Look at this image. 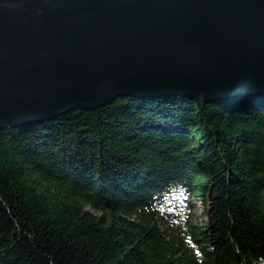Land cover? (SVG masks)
I'll use <instances>...</instances> for the list:
<instances>
[{"label": "trees", "instance_id": "trees-1", "mask_svg": "<svg viewBox=\"0 0 264 264\" xmlns=\"http://www.w3.org/2000/svg\"><path fill=\"white\" fill-rule=\"evenodd\" d=\"M0 264H264V97L1 128Z\"/></svg>", "mask_w": 264, "mask_h": 264}, {"label": "water", "instance_id": "water-1", "mask_svg": "<svg viewBox=\"0 0 264 264\" xmlns=\"http://www.w3.org/2000/svg\"><path fill=\"white\" fill-rule=\"evenodd\" d=\"M118 95L264 97V0H0V129Z\"/></svg>", "mask_w": 264, "mask_h": 264}, {"label": "rangeland", "instance_id": "rangeland-1", "mask_svg": "<svg viewBox=\"0 0 264 264\" xmlns=\"http://www.w3.org/2000/svg\"><path fill=\"white\" fill-rule=\"evenodd\" d=\"M191 200H192V201H196L194 197H191ZM196 204L199 206V203H196ZM198 206H197V207H198ZM198 212H199V211H198Z\"/></svg>", "mask_w": 264, "mask_h": 264}]
</instances>
